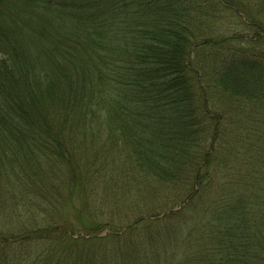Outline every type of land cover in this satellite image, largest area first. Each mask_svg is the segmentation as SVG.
Instances as JSON below:
<instances>
[{
    "label": "trees",
    "instance_id": "1",
    "mask_svg": "<svg viewBox=\"0 0 264 264\" xmlns=\"http://www.w3.org/2000/svg\"><path fill=\"white\" fill-rule=\"evenodd\" d=\"M0 264H264V0H0Z\"/></svg>",
    "mask_w": 264,
    "mask_h": 264
},
{
    "label": "rangeland",
    "instance_id": "2",
    "mask_svg": "<svg viewBox=\"0 0 264 264\" xmlns=\"http://www.w3.org/2000/svg\"><path fill=\"white\" fill-rule=\"evenodd\" d=\"M231 115H233V113H231ZM224 123H226V121H224ZM252 130H250V132L248 133V139H251V135H252ZM233 138L235 139V136L233 135ZM176 212V211H175ZM175 212H171V213H175Z\"/></svg>",
    "mask_w": 264,
    "mask_h": 264
},
{
    "label": "water",
    "instance_id": "3",
    "mask_svg": "<svg viewBox=\"0 0 264 264\" xmlns=\"http://www.w3.org/2000/svg\"><path fill=\"white\" fill-rule=\"evenodd\" d=\"M182 207V206H181Z\"/></svg>",
    "mask_w": 264,
    "mask_h": 264
}]
</instances>
